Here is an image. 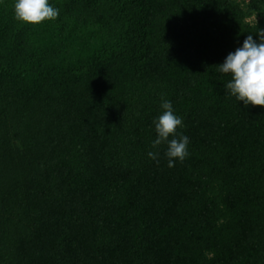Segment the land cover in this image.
<instances>
[{"label": "trees", "instance_id": "16d2710c", "mask_svg": "<svg viewBox=\"0 0 264 264\" xmlns=\"http://www.w3.org/2000/svg\"><path fill=\"white\" fill-rule=\"evenodd\" d=\"M49 2L33 25L0 0V264H264V107L218 71L264 0Z\"/></svg>", "mask_w": 264, "mask_h": 264}, {"label": "clouds", "instance_id": "9594fccd", "mask_svg": "<svg viewBox=\"0 0 264 264\" xmlns=\"http://www.w3.org/2000/svg\"><path fill=\"white\" fill-rule=\"evenodd\" d=\"M14 14L18 21L39 25L59 17L60 9L49 0H14ZM254 39L249 34L242 45L230 52L219 65L221 74H230L231 80L225 84V93L234 96L244 107H264V29ZM161 114L153 120L156 139L152 147L157 149L166 144L165 156L168 166L174 167L177 161L183 162L189 156V137L178 133L183 118L175 113L170 100L161 98ZM148 157L158 162L157 151H149Z\"/></svg>", "mask_w": 264, "mask_h": 264}, {"label": "rangeland", "instance_id": "374dc122", "mask_svg": "<svg viewBox=\"0 0 264 264\" xmlns=\"http://www.w3.org/2000/svg\"><path fill=\"white\" fill-rule=\"evenodd\" d=\"M240 1H248V0H240Z\"/></svg>", "mask_w": 264, "mask_h": 264}]
</instances>
